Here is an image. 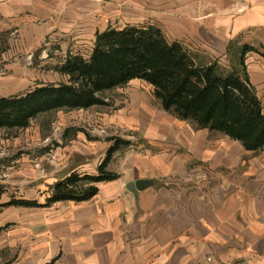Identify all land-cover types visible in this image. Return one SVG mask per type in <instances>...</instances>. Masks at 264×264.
Instances as JSON below:
<instances>
[{"label":"crops","instance_id":"0c3cea01","mask_svg":"<svg viewBox=\"0 0 264 264\" xmlns=\"http://www.w3.org/2000/svg\"><path fill=\"white\" fill-rule=\"evenodd\" d=\"M168 8L188 13H145L146 24L169 29L172 41H190L193 51L225 60L244 45L255 49L245 66L264 111V0H176ZM78 9L81 0H0V35H10L11 54L19 38L70 29L93 45L97 21L85 14L89 21L78 23ZM211 133L192 131L181 141L185 151L171 145L127 161L91 199L7 206L0 264H264V148L247 151ZM104 156L79 155L49 186L72 172L94 174ZM140 179L150 184L136 194L126 189ZM33 193L22 199L43 205L50 196L42 201Z\"/></svg>","mask_w":264,"mask_h":264},{"label":"rangeland","instance_id":"374dc122","mask_svg":"<svg viewBox=\"0 0 264 264\" xmlns=\"http://www.w3.org/2000/svg\"><path fill=\"white\" fill-rule=\"evenodd\" d=\"M172 1L176 0H81L84 9H78L82 15L78 23L89 21L85 14L90 18L93 14L97 31H102L105 27L122 29L130 24L147 25L145 13H188V9L168 8ZM93 3L98 7L92 8ZM81 28L86 27L83 24ZM161 30L165 38L173 42L169 29ZM8 37L7 33L0 35V96L3 97L25 94L42 84L71 83L70 77L61 71L63 63L69 55L89 60L93 49L88 34L80 42L72 29L62 35L52 32L35 41L19 38L18 51L12 54L8 50ZM181 43L198 63L217 60L223 73L238 67V50H232L225 60H220L204 56L199 49L191 50L190 41ZM259 49L264 51V48ZM100 97L106 104L87 109L52 110L37 115L25 128H0V231L10 225L3 213L7 207L4 203L13 198L31 197V192L43 201L47 192L51 195L49 182L54 176L68 172L74 160L87 151L103 157L113 144L107 139L119 137L131 142L128 146L121 145L114 153L109 169L115 172L122 171L127 161L153 156L171 145L185 151L182 139L198 129L193 121L179 119L173 111H165L153 87L139 79L104 91ZM211 132L212 139L224 136ZM193 161L196 165L197 159ZM89 172L93 175L92 170Z\"/></svg>","mask_w":264,"mask_h":264},{"label":"trees","instance_id":"16d2710c","mask_svg":"<svg viewBox=\"0 0 264 264\" xmlns=\"http://www.w3.org/2000/svg\"><path fill=\"white\" fill-rule=\"evenodd\" d=\"M252 50L251 46L241 47L238 67L223 73L217 60L196 62L191 51L179 41L169 42L156 25L108 27L96 31L89 60L69 55L63 63L61 71L71 83L42 84L25 94L0 96V128H25L37 115L52 110L104 105L101 93L139 79L153 87L165 111L256 152L264 148V111L245 66V54ZM107 140L113 144L96 174L72 172L50 186L51 195L43 205L13 198L3 206L37 207L91 199L98 192V183L118 178L108 165L121 145L131 144L119 137Z\"/></svg>","mask_w":264,"mask_h":264},{"label":"water","instance_id":"95a60500","mask_svg":"<svg viewBox=\"0 0 264 264\" xmlns=\"http://www.w3.org/2000/svg\"><path fill=\"white\" fill-rule=\"evenodd\" d=\"M150 184V180L140 179L136 181H130L126 184V189L133 194H136L138 191L145 189ZM244 264V263H238Z\"/></svg>","mask_w":264,"mask_h":264}]
</instances>
